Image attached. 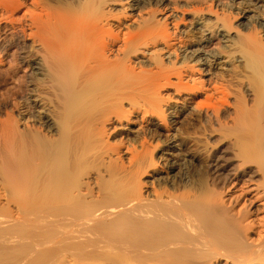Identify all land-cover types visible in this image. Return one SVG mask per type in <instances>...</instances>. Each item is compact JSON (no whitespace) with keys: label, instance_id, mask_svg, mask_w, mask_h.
Here are the masks:
<instances>
[{"label":"bare ground","instance_id":"obj_1","mask_svg":"<svg viewBox=\"0 0 264 264\" xmlns=\"http://www.w3.org/2000/svg\"><path fill=\"white\" fill-rule=\"evenodd\" d=\"M234 1L0 0V264H264V3Z\"/></svg>","mask_w":264,"mask_h":264},{"label":"rangeland","instance_id":"obj_2","mask_svg":"<svg viewBox=\"0 0 264 264\" xmlns=\"http://www.w3.org/2000/svg\"><path fill=\"white\" fill-rule=\"evenodd\" d=\"M170 1H171V2H175V1H176V3H178L179 5H181L182 3H185V2H186V0H170ZM193 1H196V0H193ZM249 1H253V0H249ZM254 1H255V0H254ZM256 1H260L261 3H264V0H256ZM226 2H228V1H224L225 4H226ZM240 2H241V1H239V0H235V1H234V4H235L234 6L237 5L236 7H240L239 4H238V3H240ZM226 5H227V4H226ZM234 6H233V7H234ZM225 14H227V13H225ZM191 28H192V26H191L190 24H188V23L186 24V27H182V26L180 27V29H181V30H184V31H189V30H191ZM258 32L260 33L259 36L262 35V34H264V33H262L261 31H258ZM261 38L264 39V36H262ZM219 62H225V63H224V66H223V65H219V63H218V65H216V64L214 65V68H217V69H221V68H223V69H225V68H226V65H225V64H226V60L223 59V60H220ZM7 83H9V82H7ZM3 87H5V86H3ZM7 87H8V86H7ZM5 88H6V87H5ZM8 89H9V88H8ZM147 120H148V121H147ZM147 120H146L147 122L145 121V124H144V125H145L146 127H147L148 125L151 126V125H150L151 123H149V122H151L152 119H149V118H148ZM153 121H154V123L156 122L155 120H153ZM149 126H148V127H149ZM135 130H136V128H135ZM175 145H176V144H175ZM174 150H176V148H175ZM175 152H176V151H175ZM158 175L167 178V177H166V173H159V172H158ZM151 180H152V179H150V181H148V183H146V186L149 185L148 187H146V191H147L146 193H147V194H148L149 192H151V188H154L152 185H154L155 188L157 187V186H156L157 183L155 182V184H154V181L152 180V181H153V182H152ZM149 183H151L152 185L150 186ZM149 187H150V188H149ZM148 196H149V195H148Z\"/></svg>","mask_w":264,"mask_h":264}]
</instances>
